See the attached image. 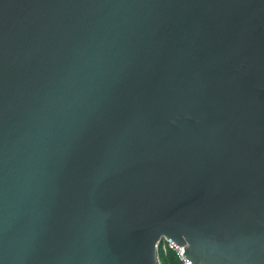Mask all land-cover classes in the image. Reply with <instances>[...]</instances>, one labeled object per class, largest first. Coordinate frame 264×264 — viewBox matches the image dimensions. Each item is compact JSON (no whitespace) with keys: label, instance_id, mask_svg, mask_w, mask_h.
I'll return each mask as SVG.
<instances>
[{"label":"water","instance_id":"95a60500","mask_svg":"<svg viewBox=\"0 0 264 264\" xmlns=\"http://www.w3.org/2000/svg\"><path fill=\"white\" fill-rule=\"evenodd\" d=\"M264 264V0H0V264Z\"/></svg>","mask_w":264,"mask_h":264},{"label":"built area","instance_id":"2783aa9c","mask_svg":"<svg viewBox=\"0 0 264 264\" xmlns=\"http://www.w3.org/2000/svg\"><path fill=\"white\" fill-rule=\"evenodd\" d=\"M156 260L158 264H162V258L169 252H172L179 264H189L176 244L166 238H162L155 246Z\"/></svg>","mask_w":264,"mask_h":264},{"label":"trees","instance_id":"16d2710c","mask_svg":"<svg viewBox=\"0 0 264 264\" xmlns=\"http://www.w3.org/2000/svg\"><path fill=\"white\" fill-rule=\"evenodd\" d=\"M162 264H179L175 255L169 252L165 257L162 258Z\"/></svg>","mask_w":264,"mask_h":264}]
</instances>
